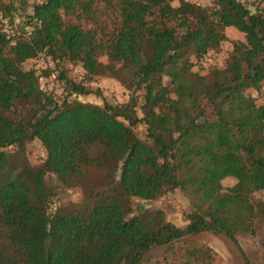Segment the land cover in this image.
<instances>
[{
    "label": "trees",
    "instance_id": "obj_1",
    "mask_svg": "<svg viewBox=\"0 0 264 264\" xmlns=\"http://www.w3.org/2000/svg\"><path fill=\"white\" fill-rule=\"evenodd\" d=\"M14 3L0 0V264H143L155 246L163 250L153 264L209 261L211 248L194 239L202 232L244 260L239 239L264 232V95L254 106L244 93L264 81V0L253 11L240 0H40L24 17ZM155 7L191 18V33L175 40L169 28H145ZM228 28L243 37L222 67L193 70L191 56L217 53ZM39 55L116 79L127 100H70L86 93L75 85L57 100L22 69ZM34 140L45 156L29 167L22 155ZM229 174L237 182L224 188ZM50 179L81 188L80 202L52 210ZM171 193L184 200L186 227L160 209L133 212L131 199Z\"/></svg>",
    "mask_w": 264,
    "mask_h": 264
},
{
    "label": "rangeland",
    "instance_id": "obj_2",
    "mask_svg": "<svg viewBox=\"0 0 264 264\" xmlns=\"http://www.w3.org/2000/svg\"><path fill=\"white\" fill-rule=\"evenodd\" d=\"M40 0H16L14 5L18 8V12L21 17H24L31 12V5ZM187 1V0H185ZM199 6H208L212 4V0H188ZM250 9L254 10L255 0H240ZM264 12V6L258 5ZM21 17L16 16L14 20L16 24L19 23ZM5 25L7 21L3 19ZM145 28H169L174 33V39L180 40L182 37L187 36L193 29V20L189 17H176L171 18L166 16L159 8H152L144 15ZM29 31L30 29L27 28ZM225 41L220 44V49L217 53L206 52L199 59L191 56L193 62V70H199L202 74L206 73L211 67L221 68L223 61L231 51V44L234 41L242 40V33L238 32L234 28H228L225 32ZM204 35H196L192 37V40L202 45V38ZM102 62L105 57L99 58ZM34 69L36 74L39 75V84L43 91L49 92L57 100H60L66 95L68 90L72 89V85L77 86L85 94L78 93L72 94L70 100H76L82 103H91L100 105L103 102L109 103V105L122 104L127 100L128 91L126 88L118 82L116 79L110 76L86 75L81 70L79 65L69 64L65 61L51 60L49 56L39 55L33 58L31 61L22 65V69ZM45 68H49L52 72L49 76L41 74ZM252 99L253 105L257 106L262 102V96L264 95V81L262 82L260 89L257 91L247 89L244 91ZM198 102L204 111L205 117L213 119V111L209 105V102L205 98H199ZM137 135L143 136L145 133L144 125L140 124L135 128ZM12 153V149H8ZM23 159L25 164L29 167H35L41 164L44 159L45 153L41 148L37 140L28 142L25 144L23 151ZM236 156L240 158V153L236 152ZM237 178L233 174L227 175L222 185L224 188L232 187L236 184ZM49 183L56 187V193L51 197L52 210L56 207H65L70 204H78L81 200L82 190L81 188H65L60 187L57 180L50 179ZM260 197L264 200V192L260 194ZM131 207L135 213L140 207L150 210L160 209L163 212L165 220L177 227H186V221L182 217V211L184 208V200L176 193L165 194L161 198H157L151 201H144L138 199H131ZM214 238L217 242L214 244L209 241ZM194 239L198 242L205 243L209 246L213 252V258L211 260L193 258L188 261L187 264H264V232L258 233L252 237H245L239 239V248L244 255V260L235 249L234 245L225 240L212 235L208 232L206 235L204 232L194 236ZM163 248L160 246L152 247L143 255V264H153L162 254Z\"/></svg>",
    "mask_w": 264,
    "mask_h": 264
},
{
    "label": "crops",
    "instance_id": "obj_3",
    "mask_svg": "<svg viewBox=\"0 0 264 264\" xmlns=\"http://www.w3.org/2000/svg\"><path fill=\"white\" fill-rule=\"evenodd\" d=\"M207 233H208V232H204L205 235H206ZM209 242L212 243V244H214V242H217V240L214 239V238H212Z\"/></svg>",
    "mask_w": 264,
    "mask_h": 264
},
{
    "label": "built area",
    "instance_id": "obj_4",
    "mask_svg": "<svg viewBox=\"0 0 264 264\" xmlns=\"http://www.w3.org/2000/svg\"><path fill=\"white\" fill-rule=\"evenodd\" d=\"M4 30L6 31V33H10L11 32V30H10V28L8 26H5Z\"/></svg>",
    "mask_w": 264,
    "mask_h": 264
}]
</instances>
